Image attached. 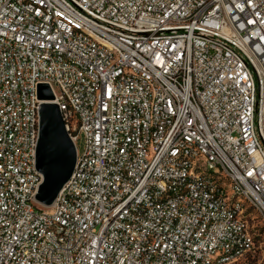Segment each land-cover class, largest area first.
Segmentation results:
<instances>
[{
    "label": "built area",
    "instance_id": "2783aa9c",
    "mask_svg": "<svg viewBox=\"0 0 264 264\" xmlns=\"http://www.w3.org/2000/svg\"><path fill=\"white\" fill-rule=\"evenodd\" d=\"M38 84L76 152L49 207ZM258 224L264 0H0V264H264Z\"/></svg>",
    "mask_w": 264,
    "mask_h": 264
},
{
    "label": "water",
    "instance_id": "95a60500",
    "mask_svg": "<svg viewBox=\"0 0 264 264\" xmlns=\"http://www.w3.org/2000/svg\"><path fill=\"white\" fill-rule=\"evenodd\" d=\"M36 94L42 103L39 108L35 169L40 173L42 180L37 188L35 200L40 205L49 207L71 177L76 152L58 107L47 102L53 99L49 86L38 84Z\"/></svg>",
    "mask_w": 264,
    "mask_h": 264
},
{
    "label": "rangeland",
    "instance_id": "374dc122",
    "mask_svg": "<svg viewBox=\"0 0 264 264\" xmlns=\"http://www.w3.org/2000/svg\"><path fill=\"white\" fill-rule=\"evenodd\" d=\"M82 150V142L81 141H79V142H77V151H81ZM255 221H256V223H258V219H255ZM257 227H258V229H259V231L260 232H262L263 230H264V226H262V225H260V224H258L257 225ZM264 236V235H263ZM260 239L262 240V241H264V237L262 238V237H260Z\"/></svg>",
    "mask_w": 264,
    "mask_h": 264
},
{
    "label": "snow or ice",
    "instance_id": "6c2138e0",
    "mask_svg": "<svg viewBox=\"0 0 264 264\" xmlns=\"http://www.w3.org/2000/svg\"><path fill=\"white\" fill-rule=\"evenodd\" d=\"M249 175H251V173H249Z\"/></svg>",
    "mask_w": 264,
    "mask_h": 264
}]
</instances>
